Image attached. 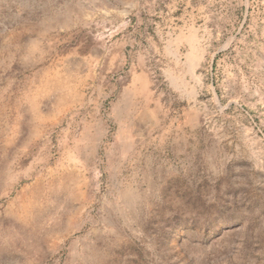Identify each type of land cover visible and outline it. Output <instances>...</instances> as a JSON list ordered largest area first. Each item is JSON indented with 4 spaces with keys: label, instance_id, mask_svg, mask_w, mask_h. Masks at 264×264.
<instances>
[{
    "label": "rangeland",
    "instance_id": "374dc122",
    "mask_svg": "<svg viewBox=\"0 0 264 264\" xmlns=\"http://www.w3.org/2000/svg\"><path fill=\"white\" fill-rule=\"evenodd\" d=\"M0 264H264V0H0Z\"/></svg>",
    "mask_w": 264,
    "mask_h": 264
},
{
    "label": "bare ground",
    "instance_id": "6f19581e",
    "mask_svg": "<svg viewBox=\"0 0 264 264\" xmlns=\"http://www.w3.org/2000/svg\"><path fill=\"white\" fill-rule=\"evenodd\" d=\"M86 162V161H85Z\"/></svg>",
    "mask_w": 264,
    "mask_h": 264
}]
</instances>
